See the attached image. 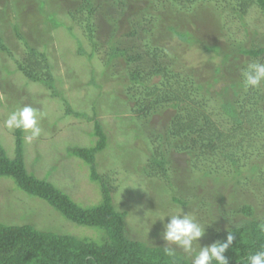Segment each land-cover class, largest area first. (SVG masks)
<instances>
[{
    "label": "trees",
    "instance_id": "obj_1",
    "mask_svg": "<svg viewBox=\"0 0 264 264\" xmlns=\"http://www.w3.org/2000/svg\"><path fill=\"white\" fill-rule=\"evenodd\" d=\"M20 1H16V17H20V11L26 12L27 8H32V0ZM48 1L37 0L39 7L36 8L45 13V9L50 7ZM131 1L138 4L139 10L131 14L135 16L130 15L128 32L120 34L118 20L126 13ZM100 3L81 0L79 7L68 11L72 26L67 30L73 35L78 29L90 45V50H87L79 43V55L89 60L100 56L99 59L107 67L125 61L130 69L129 100L134 104V113L138 117L147 119L162 112L171 113L165 130L149 141L153 147L150 149L152 155L148 166V169H152L148 172L150 176L158 174L154 171L165 175L171 163L170 154L176 152L186 156L195 172L222 176L224 181L231 184L234 193L239 192L243 197L252 195L250 197L262 200L264 84L259 89L245 90L241 72L249 63H264V46L247 48L242 42L237 44L230 27L239 23L247 30V18L253 12L260 14L264 20V0H104L114 11L111 13L113 27L108 28L106 36L103 35V38H108L105 41L107 49H104L105 43L101 42L98 32ZM201 5L215 8L221 27L229 34L231 44H227L226 50L222 45L197 39L190 31L179 32L172 24L169 30L181 41L209 54L207 64L213 65L211 77L202 82L187 72L185 65L180 64L172 47L156 43L159 33L153 28L155 21L171 14L173 9L177 13L188 12ZM115 9L120 11L115 12ZM46 14L55 28L66 27L55 13ZM12 28L26 47L24 55L15 58L2 38L0 52L10 55L15 71L30 83L42 84L51 89L54 96H58L57 78L48 54L28 44L20 34V25ZM243 56L249 59L243 61ZM216 60H219L218 63ZM218 85H221L220 90H217ZM67 113L86 117V114L76 112L71 107ZM94 134L99 137L97 146L75 147L67 152L69 156L89 165L90 179L100 184L103 201L95 206L79 205L54 184L28 172L21 131L17 130L14 159L0 146V178L12 179L21 191L46 201L69 221L102 232L100 238L94 240L42 231L31 225L0 223V264H192L177 252L170 257L165 255L163 246H150L128 236L125 223L127 213L116 208L109 181L97 171L96 155L106 149L108 141L98 121H95ZM174 201L186 205L178 198H174ZM236 213L242 216V220H235L236 215L230 219L221 212L223 220L229 219L231 225L226 232L216 234L217 240L226 241L231 231L236 239L225 253L229 264H248V254L264 246V218L257 217L252 204H244L239 211L232 212Z\"/></svg>",
    "mask_w": 264,
    "mask_h": 264
},
{
    "label": "rangeland",
    "instance_id": "obj_2",
    "mask_svg": "<svg viewBox=\"0 0 264 264\" xmlns=\"http://www.w3.org/2000/svg\"><path fill=\"white\" fill-rule=\"evenodd\" d=\"M16 1L21 3L20 0H0V38L6 40L5 44L9 45L15 58H21L26 47L12 28L20 25V34L28 44L48 54L57 78L59 95L54 96V92L42 84L30 83L15 71L10 55L0 52V146L10 158L16 157L17 131H9L4 121L15 108L31 105L45 115L40 120L42 134L38 139L26 142L23 133L28 172L54 184L83 207L102 203L101 186L90 179V166L77 157L69 156L67 150L97 146L99 137L94 134L95 121L99 122L108 141L106 149L96 155L97 171L109 181L116 208L127 213L126 229L132 239L154 247L163 246L165 242L160 239L163 225L157 219L176 214L181 209L190 212L197 222L206 227V234L199 241L201 246L217 241L216 234H222L230 227V220H223L221 212L230 219L236 215L235 220H242L240 214L232 212L239 211L244 204H252L257 217L264 218V198L259 200L250 197L252 195L243 197L239 192L234 193L224 177L195 172L186 156L179 153L170 154L171 163L165 175L154 171L158 174L150 176L152 169L148 166L153 147L149 141L165 130L171 113L162 112L147 119L138 117L134 113V104L129 100L130 69L125 61L107 67L99 59L100 56L89 60L78 54L79 43L87 50H90V45L78 29L72 35L67 28L72 26L68 11L79 7L81 0H49L50 7L45 9V13L36 8L39 7L37 0H32V8H27L26 12L19 10L20 17H16ZM95 1L102 5L97 24L100 26V40L104 41V49H107L105 41L108 38H103V35L106 36L108 28L113 27L111 13L114 11L104 0ZM130 3L126 13L119 16L120 34L128 32L129 18L139 10L136 2ZM118 11L115 9V12ZM46 12L55 13L66 27L55 28L47 19ZM216 13L210 5H201L188 12L177 13L173 9L171 14L163 15L153 24L159 33L156 43L172 47L180 64L185 65L187 72L200 82L211 77L213 65L207 64L209 54L181 41L169 30V26L172 24L179 32L190 31L197 39L222 45L226 50L227 44H231L229 34L221 27ZM247 23V30L239 23L230 27L237 44L243 43L247 48L263 47V17L253 12ZM242 59L249 58L243 56ZM220 89L221 85H218L217 90ZM69 107L86 114V117L68 114ZM174 198L186 205L176 203ZM0 223L31 225L42 231L94 240L102 235L97 228L69 221L49 203L27 195L8 178H0ZM194 249L198 252L199 244H194ZM176 252L192 262L194 254H186L180 248H176Z\"/></svg>",
    "mask_w": 264,
    "mask_h": 264
},
{
    "label": "clouds",
    "instance_id": "obj_3",
    "mask_svg": "<svg viewBox=\"0 0 264 264\" xmlns=\"http://www.w3.org/2000/svg\"><path fill=\"white\" fill-rule=\"evenodd\" d=\"M241 75L245 90L259 89L264 84V63H249L242 70ZM44 115L45 113L39 109L24 105L12 110L4 121V125L9 131H21L25 134V141L31 143L42 134L40 120ZM166 217L168 219L165 221ZM157 220H160L163 225L160 239L165 242L163 245L165 255L174 256L176 248H180L186 254H194L192 264H213L214 261L215 264H229L225 253L236 239L231 231L226 241L217 240L210 245L201 246L199 241L205 236L206 227L197 222L190 212L181 209L176 214L161 216ZM194 244H199L198 252L194 249ZM247 261L248 264H264V246L254 253H249Z\"/></svg>",
    "mask_w": 264,
    "mask_h": 264
}]
</instances>
